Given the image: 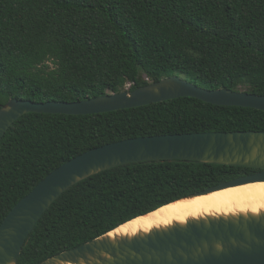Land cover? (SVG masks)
I'll use <instances>...</instances> for the list:
<instances>
[{
	"label": "trees",
	"instance_id": "1",
	"mask_svg": "<svg viewBox=\"0 0 264 264\" xmlns=\"http://www.w3.org/2000/svg\"><path fill=\"white\" fill-rule=\"evenodd\" d=\"M172 75L264 95V0H0V108L13 98L81 101ZM215 131H264V111L180 97L89 115L27 113L0 141V225L43 178L90 149ZM257 171L176 159L107 169L59 196L17 264Z\"/></svg>",
	"mask_w": 264,
	"mask_h": 264
},
{
	"label": "water",
	"instance_id": "2",
	"mask_svg": "<svg viewBox=\"0 0 264 264\" xmlns=\"http://www.w3.org/2000/svg\"><path fill=\"white\" fill-rule=\"evenodd\" d=\"M180 97L264 111V95L229 88L208 89L172 75L134 90L81 101L10 99L0 108V141L15 121L27 113L89 115ZM166 159L259 169L189 197L264 182V131L135 137L108 143L74 157L43 178L7 214L0 225V264H17L40 218L70 187L113 167ZM110 232L39 264H264V213L191 219L185 224L175 223L132 237L111 239Z\"/></svg>",
	"mask_w": 264,
	"mask_h": 264
},
{
	"label": "bare ground",
	"instance_id": "3",
	"mask_svg": "<svg viewBox=\"0 0 264 264\" xmlns=\"http://www.w3.org/2000/svg\"><path fill=\"white\" fill-rule=\"evenodd\" d=\"M259 213H264V182L226 188L207 195L175 201L121 225L108 235L111 239L132 237L175 223L185 224L191 219Z\"/></svg>",
	"mask_w": 264,
	"mask_h": 264
},
{
	"label": "rangeland",
	"instance_id": "4",
	"mask_svg": "<svg viewBox=\"0 0 264 264\" xmlns=\"http://www.w3.org/2000/svg\"><path fill=\"white\" fill-rule=\"evenodd\" d=\"M128 86H129V85H127V88H128ZM126 90H128V89H126Z\"/></svg>",
	"mask_w": 264,
	"mask_h": 264
}]
</instances>
